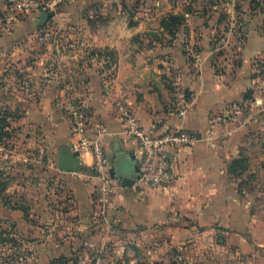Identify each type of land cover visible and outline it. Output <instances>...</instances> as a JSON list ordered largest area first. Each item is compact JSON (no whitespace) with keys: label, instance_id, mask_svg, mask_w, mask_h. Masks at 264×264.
<instances>
[{"label":"crops","instance_id":"obj_1","mask_svg":"<svg viewBox=\"0 0 264 264\" xmlns=\"http://www.w3.org/2000/svg\"><path fill=\"white\" fill-rule=\"evenodd\" d=\"M102 1L70 0L43 25L33 13L9 26L8 0H0V112L22 113L11 157L44 153L32 161L40 170L24 171L29 180L9 173L8 200L21 208L9 211L16 222L10 239L20 242L12 249L23 264H264V140L251 134L261 123L251 114L237 124L211 115L236 106L250 78L240 72L232 87L221 86L202 57L189 63L182 44L147 39L161 24L130 27L123 8L103 11ZM122 94L146 128L195 139L172 150L171 188L116 182L102 218L91 155L80 157L81 172L58 163L74 154L70 112L83 103L111 132L104 142L110 160L136 157L117 108Z\"/></svg>","mask_w":264,"mask_h":264},{"label":"rangeland","instance_id":"obj_2","mask_svg":"<svg viewBox=\"0 0 264 264\" xmlns=\"http://www.w3.org/2000/svg\"><path fill=\"white\" fill-rule=\"evenodd\" d=\"M100 4V10L103 11L114 10L117 6L123 8L130 27L146 24L153 30L167 15L181 18V23L171 30L163 29L160 34L148 32L147 39L162 41V45L176 43L178 47L179 43L182 44V53L188 57L189 63L194 64L202 57L204 60L200 58L199 63L204 61L215 80L221 81V86L226 84L232 87L240 72L247 75L251 86L245 89L242 100L236 106L225 105L222 110L212 112L211 115L227 118L235 113L239 122L251 114L258 125L261 123V128H256L251 134L255 139L264 140V0H104ZM100 4L96 3L93 8L98 9ZM69 6L70 0L60 8ZM21 118V112H0V120H6L10 125L0 130L2 136L5 131L9 133V137L3 136L0 140V145L5 149L0 151V264H23L26 260L12 249L16 242H20L14 240L13 243L10 239L16 222H10L12 215H9V211L21 209L18 204L8 200L12 193V190L6 191L11 183L10 174L40 170L32 162L40 160L36 154L35 160L26 158L23 161L11 157L21 140L18 136ZM70 125L68 128L71 129ZM120 172L130 174L132 164L123 159ZM23 175V179L29 180L30 176H26L25 172Z\"/></svg>","mask_w":264,"mask_h":264},{"label":"built area","instance_id":"obj_3","mask_svg":"<svg viewBox=\"0 0 264 264\" xmlns=\"http://www.w3.org/2000/svg\"><path fill=\"white\" fill-rule=\"evenodd\" d=\"M68 2L69 0H8V10L11 13V19L7 24L12 26L14 22L24 15L42 12L54 13L59 7ZM116 103L120 119L124 123L126 139L134 140L137 144L136 157L139 177L136 179V185L153 189L171 188L177 179L173 169L174 157L172 150L191 146L195 139L194 135L183 130L159 134L154 127L146 128L133 115L132 111L127 107L126 95L122 94V97ZM178 115L184 117L186 109L180 110ZM70 118L72 123L71 150L79 158L83 154L91 155V170L99 182L97 185V193L99 195L98 216L107 218L113 203L116 186V181L110 176L111 160L104 146L105 139L111 136V132L103 122L95 118L85 103L73 107L70 112ZM213 120L222 123L228 121L232 124H237L238 122L235 113H232L227 118L222 115H214ZM0 151H5L1 145ZM41 153L44 157V153ZM43 157H40V160L44 159Z\"/></svg>","mask_w":264,"mask_h":264},{"label":"water","instance_id":"obj_4","mask_svg":"<svg viewBox=\"0 0 264 264\" xmlns=\"http://www.w3.org/2000/svg\"><path fill=\"white\" fill-rule=\"evenodd\" d=\"M53 15L54 13L52 12H42L39 15L36 25L40 26L45 24ZM123 159L129 161L132 164V172L130 174L120 172V163ZM58 168L65 172H81L83 166L79 157L72 153H67L60 156ZM110 176L114 181L119 182L122 187H133L135 184V179L139 177V168L136 157L126 155L123 152L113 157L111 160Z\"/></svg>","mask_w":264,"mask_h":264},{"label":"trees","instance_id":"obj_5","mask_svg":"<svg viewBox=\"0 0 264 264\" xmlns=\"http://www.w3.org/2000/svg\"><path fill=\"white\" fill-rule=\"evenodd\" d=\"M181 23V18H179V17H177V16H174V15H167L162 21H161V27L164 29V30H171V28H173V26H177V25H179ZM98 55H101V54H98ZM103 55V54H102ZM105 55H108V56H112V54L111 53H109V54H105ZM2 118V117H1ZM10 125L9 124H7V121L5 120H0V130L2 131V130H4L5 128H7V127H9ZM3 136H8L9 137V133H8V131H5L4 133H3ZM1 134H0V140L2 139V137H3ZM236 163H237V161H236ZM235 162H234V164H236ZM243 169H245V168H243Z\"/></svg>","mask_w":264,"mask_h":264}]
</instances>
